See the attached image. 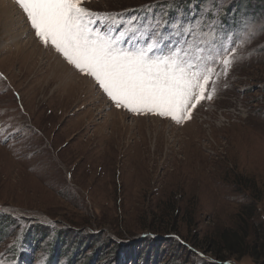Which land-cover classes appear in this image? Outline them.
I'll use <instances>...</instances> for the list:
<instances>
[{
	"label": "rangeland",
	"instance_id": "374dc122",
	"mask_svg": "<svg viewBox=\"0 0 264 264\" xmlns=\"http://www.w3.org/2000/svg\"><path fill=\"white\" fill-rule=\"evenodd\" d=\"M185 1L83 0L113 23L178 34L214 69L213 98L177 123L115 107L38 41L13 0L30 46L22 55L0 23V264H264L249 252L220 261L202 241L249 207V242L264 232V0Z\"/></svg>",
	"mask_w": 264,
	"mask_h": 264
},
{
	"label": "snow or ice",
	"instance_id": "6c2138e0",
	"mask_svg": "<svg viewBox=\"0 0 264 264\" xmlns=\"http://www.w3.org/2000/svg\"><path fill=\"white\" fill-rule=\"evenodd\" d=\"M14 2L38 41L94 81L117 108L180 123L213 98L207 89L214 69L194 62L178 34L161 33L134 17L127 18L132 23H113L110 14L92 11L83 0ZM228 51L222 53L225 72L233 65Z\"/></svg>",
	"mask_w": 264,
	"mask_h": 264
},
{
	"label": "trees",
	"instance_id": "16d2710c",
	"mask_svg": "<svg viewBox=\"0 0 264 264\" xmlns=\"http://www.w3.org/2000/svg\"><path fill=\"white\" fill-rule=\"evenodd\" d=\"M187 4H191L192 2L196 4H203L205 0H186ZM249 2H252L250 0ZM183 4V3H182ZM162 10H165L166 8H159ZM237 8L234 10L233 14V21L236 23L237 21ZM228 15L231 14V11L228 10ZM224 23V21H223ZM225 24V23H224ZM226 25V24H225ZM249 210V211H248ZM246 212V215H241L243 217V220L241 223L234 229H218L215 235L209 236V237H203L204 240H202L207 247H212L210 250L213 251L214 258L225 261V253L228 254V256H237V255H245L247 252L251 253L252 256L256 259V263H258L260 260H264V232L262 230V225H259L255 227L256 229V240L254 242H249L250 236H249V224L248 221L251 218V216L254 214V210L249 207ZM169 213H171V218L178 222V215L180 212L178 210H175V208H170ZM153 237V236H152ZM168 236L161 237L158 235V238L164 239H170L167 238ZM173 238V237H172ZM144 238H141L139 240H142ZM176 240H174L175 242ZM108 243V240L106 241ZM121 243V242H120ZM185 247H192L193 249H196L195 247L191 245L184 244ZM189 247V248H190ZM202 252V251H201ZM205 255V252H202ZM120 254L123 255V258L127 256V253H123V249L120 251ZM227 256V255H226ZM148 257V256H147ZM145 260H150L149 258H146ZM198 261L200 264H221V263H213L210 262L207 258L203 259L198 257ZM144 262V261H143ZM151 263V261H149ZM227 262H224L226 264ZM117 264H121V262H117ZM144 264V263H143Z\"/></svg>",
	"mask_w": 264,
	"mask_h": 264
},
{
	"label": "bare ground",
	"instance_id": "6f19581e",
	"mask_svg": "<svg viewBox=\"0 0 264 264\" xmlns=\"http://www.w3.org/2000/svg\"><path fill=\"white\" fill-rule=\"evenodd\" d=\"M20 11L18 10V8L16 7V5L14 4L13 0H0V23L2 25V32H3V39L7 42H13V46L20 52L22 51V55H23V50L24 48H28L30 46V44L25 47L21 41L24 35L27 34L28 28L26 27L27 25H24V19L23 17H21L22 15L19 14ZM18 17V19H16V17ZM22 19V20H21ZM12 35V36H11ZM31 45H34V47L37 48V51L39 49L36 41L32 40ZM25 51V50H24ZM36 51V52H37ZM40 51V50H39ZM38 51V53H39ZM29 53V52H28ZM45 54V53H44ZM14 55V54H13ZM45 56V55H44ZM55 56V55H54ZM26 65V64H25ZM55 65H63L62 69H67V66H65L62 62L58 61L55 63ZM51 66V65H50ZM56 74V73H55ZM65 74L66 77H65ZM54 76V75H53ZM76 76V75H75ZM64 78L60 77L61 83L66 82L68 83L69 80V74L68 73H64ZM54 80H57L56 78H54ZM82 82L85 84L86 83V78L82 79ZM58 86V85H57ZM70 88L72 90H76L79 89L82 85L80 84V87H78V85H74L71 84L69 85ZM67 85L66 89H65V93L68 94L70 91V88ZM90 86V85H89ZM53 87V86H52ZM56 88V87H55ZM54 88V89H55ZM86 88V87H85ZM51 89V88H50ZM53 89V90H54ZM48 95V94H47ZM113 113V112H112Z\"/></svg>",
	"mask_w": 264,
	"mask_h": 264
},
{
	"label": "water",
	"instance_id": "95a60500",
	"mask_svg": "<svg viewBox=\"0 0 264 264\" xmlns=\"http://www.w3.org/2000/svg\"><path fill=\"white\" fill-rule=\"evenodd\" d=\"M161 239H163V238H161Z\"/></svg>",
	"mask_w": 264,
	"mask_h": 264
}]
</instances>
